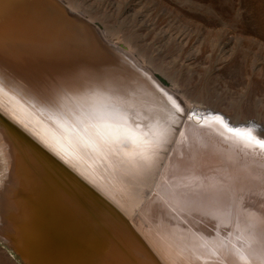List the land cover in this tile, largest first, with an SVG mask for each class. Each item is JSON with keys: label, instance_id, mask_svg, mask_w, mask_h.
Masks as SVG:
<instances>
[{"label": "bare ground", "instance_id": "1", "mask_svg": "<svg viewBox=\"0 0 264 264\" xmlns=\"http://www.w3.org/2000/svg\"><path fill=\"white\" fill-rule=\"evenodd\" d=\"M123 39L92 0H0V241L21 264H264V126Z\"/></svg>", "mask_w": 264, "mask_h": 264}, {"label": "rangeland", "instance_id": "2", "mask_svg": "<svg viewBox=\"0 0 264 264\" xmlns=\"http://www.w3.org/2000/svg\"><path fill=\"white\" fill-rule=\"evenodd\" d=\"M161 2L185 19L178 20ZM92 4L123 40L153 52L167 75L196 99L218 103L264 126V0H92ZM230 48L232 55L222 57ZM189 58L191 64L183 66ZM0 264H21L1 241Z\"/></svg>", "mask_w": 264, "mask_h": 264}, {"label": "snow or ice", "instance_id": "3", "mask_svg": "<svg viewBox=\"0 0 264 264\" xmlns=\"http://www.w3.org/2000/svg\"><path fill=\"white\" fill-rule=\"evenodd\" d=\"M188 112H191L193 111L192 109H187ZM232 117H229V119H231ZM256 128V122L255 121H252V122H249V127H248V131L249 133L251 134L252 131H254Z\"/></svg>", "mask_w": 264, "mask_h": 264}]
</instances>
